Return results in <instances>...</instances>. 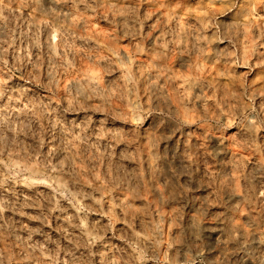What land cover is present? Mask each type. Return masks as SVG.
Instances as JSON below:
<instances>
[{
	"label": "rangeland",
	"instance_id": "1",
	"mask_svg": "<svg viewBox=\"0 0 264 264\" xmlns=\"http://www.w3.org/2000/svg\"><path fill=\"white\" fill-rule=\"evenodd\" d=\"M0 264H264V0H0Z\"/></svg>",
	"mask_w": 264,
	"mask_h": 264
}]
</instances>
